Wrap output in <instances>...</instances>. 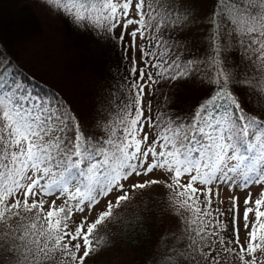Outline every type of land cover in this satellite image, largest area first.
I'll use <instances>...</instances> for the list:
<instances>
[{"label": "snow or ice", "instance_id": "6c2138e0", "mask_svg": "<svg viewBox=\"0 0 264 264\" xmlns=\"http://www.w3.org/2000/svg\"><path fill=\"white\" fill-rule=\"evenodd\" d=\"M44 4L125 69L85 125L0 52V264H87L154 188L178 228L153 264H264V0H212L199 49L185 0ZM191 81L198 102L174 112L163 89Z\"/></svg>", "mask_w": 264, "mask_h": 264}, {"label": "rangeland", "instance_id": "374dc122", "mask_svg": "<svg viewBox=\"0 0 264 264\" xmlns=\"http://www.w3.org/2000/svg\"><path fill=\"white\" fill-rule=\"evenodd\" d=\"M182 38L193 49L204 47L186 30ZM0 44L22 72L55 90L85 125L92 124L102 96L124 74L125 62L113 44L74 28L49 11L44 0H0ZM163 91L181 114L202 94L194 81Z\"/></svg>", "mask_w": 264, "mask_h": 264}, {"label": "trees", "instance_id": "16d2710c", "mask_svg": "<svg viewBox=\"0 0 264 264\" xmlns=\"http://www.w3.org/2000/svg\"><path fill=\"white\" fill-rule=\"evenodd\" d=\"M185 4L191 19L184 30L196 41L204 43L212 0H185ZM23 74L22 79L29 82L35 92L41 95L51 92L59 96L55 90L36 81L30 73ZM166 209L161 189L154 188L145 192L142 199L118 212L116 221L106 229L101 228L98 234L107 238V244L102 251L89 258L87 264H153V258L163 254L167 245L173 243L171 233L178 228L177 221ZM156 264H164V261L157 260Z\"/></svg>", "mask_w": 264, "mask_h": 264}]
</instances>
